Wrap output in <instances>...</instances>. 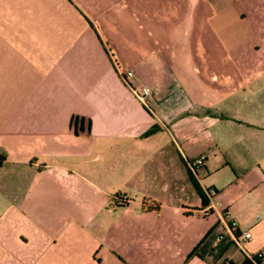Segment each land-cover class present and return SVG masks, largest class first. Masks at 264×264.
<instances>
[{
    "label": "crops",
    "instance_id": "crops-1",
    "mask_svg": "<svg viewBox=\"0 0 264 264\" xmlns=\"http://www.w3.org/2000/svg\"><path fill=\"white\" fill-rule=\"evenodd\" d=\"M0 155V264H254L264 0H0Z\"/></svg>",
    "mask_w": 264,
    "mask_h": 264
},
{
    "label": "built area",
    "instance_id": "built-area-1",
    "mask_svg": "<svg viewBox=\"0 0 264 264\" xmlns=\"http://www.w3.org/2000/svg\"><path fill=\"white\" fill-rule=\"evenodd\" d=\"M113 58V63L115 65V68L117 69V72L121 76V78L125 81L128 82V79L133 76V73L130 71L125 70L123 64L114 56L112 55ZM136 96L142 100L143 102L145 101V98L150 95V89L149 88H143L141 91H135ZM200 162L203 161V159L199 160ZM233 226L236 227L237 224L233 223ZM240 238V243L244 244L252 239V233L251 232H246L244 233L243 236L239 237ZM250 260L254 264H261L264 261V254L263 253H258L255 255H250Z\"/></svg>",
    "mask_w": 264,
    "mask_h": 264
},
{
    "label": "trees",
    "instance_id": "trees-1",
    "mask_svg": "<svg viewBox=\"0 0 264 264\" xmlns=\"http://www.w3.org/2000/svg\"><path fill=\"white\" fill-rule=\"evenodd\" d=\"M83 122H84L83 118H80V117L73 118L72 125L75 127L76 133L80 132V130L81 131L83 130V128H82ZM5 160H6V156L5 155H2V156L0 155V167L3 165Z\"/></svg>",
    "mask_w": 264,
    "mask_h": 264
},
{
    "label": "rangeland",
    "instance_id": "rangeland-1",
    "mask_svg": "<svg viewBox=\"0 0 264 264\" xmlns=\"http://www.w3.org/2000/svg\"><path fill=\"white\" fill-rule=\"evenodd\" d=\"M110 56H111V54H110Z\"/></svg>",
    "mask_w": 264,
    "mask_h": 264
}]
</instances>
